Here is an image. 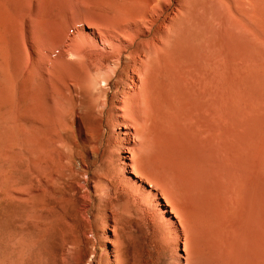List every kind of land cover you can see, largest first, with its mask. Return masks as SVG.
<instances>
[{
    "label": "rangeland",
    "instance_id": "374dc122",
    "mask_svg": "<svg viewBox=\"0 0 264 264\" xmlns=\"http://www.w3.org/2000/svg\"><path fill=\"white\" fill-rule=\"evenodd\" d=\"M224 1H11L27 71L0 122V264H264V1ZM184 25L200 66L174 48L137 104L136 69Z\"/></svg>",
    "mask_w": 264,
    "mask_h": 264
},
{
    "label": "bare ground",
    "instance_id": "6f19581e",
    "mask_svg": "<svg viewBox=\"0 0 264 264\" xmlns=\"http://www.w3.org/2000/svg\"><path fill=\"white\" fill-rule=\"evenodd\" d=\"M11 1L12 0H0V122H2L1 124L4 123L6 129L11 127V123H12L13 111H14V108H15V102H14V93H15V91L14 90H15L16 81L18 79H21V77H23L25 75V73H26L25 71H27V68H26L27 64H26V61H25V58H24V51H23L24 49L21 50V52L19 54H17V60L16 61H15V58H14V52H13V48H12V36H11V34H12V30H11V16H10ZM249 1H251V0H248V2ZM255 1L256 0H254L253 2H255ZM262 1H264V0H262ZM224 2H222V3H224ZM258 2H259V0H258ZM245 3H247V0H246ZM258 4L261 5V4H263V2L262 3L259 2ZM248 6L250 7V5H248ZM238 8L240 9V7H238ZM251 9H252V7H251ZM235 18H237V16ZM237 19H239V18H237ZM239 21H240V19H239ZM222 22H223V20H222ZM234 22L236 23V21H234ZM231 25H232V23H231ZM237 25H238V23H237ZM246 25H247V23H246ZM247 28H248V26H247ZM100 38L102 40H105L107 43H109V44H111L113 46L116 45V42H121L122 41L121 37H112V36H110L108 34H100ZM201 41H202V35L201 34L198 35L196 33L194 27L190 28V26H185L184 25L178 31L177 36L175 38L167 36L164 39V42H163L162 45H158L157 44L156 48H155L156 55L153 56V58H151V59L149 58L150 60L148 59V61L146 63L143 62L144 64H142V67L140 68V66H141L140 65L135 71V76L136 77L133 76V78L131 80L132 81L131 84H133L136 87L135 88V92H134L135 94L133 93L135 95V97L137 96L136 103L139 102L140 100L145 101V102L146 101L148 102V100L150 101V99H151L150 98V93H151L152 89L154 91V87L153 86L155 85V82H157L156 83L157 85H160L161 83L163 85H165V84L168 85V82L171 81L170 80L171 79L170 69L172 67L170 68V63L169 62L171 61L170 54H171L172 50H174V48H175V52H177L176 48L182 50V51L180 50V52H183L185 54L182 57H184V56L186 57V58L184 57L186 59V62H187V60H189V61L192 60V62H196L197 61L196 64L194 63L197 66H195L192 62L191 63L195 66V68L200 66L199 65L201 63L200 60L202 59V45H201ZM20 49H21V45H20ZM95 55H97V54H95ZM100 56L105 57L104 55H99V57ZM97 59H99V58L97 57ZM193 65L190 66L188 63H186V64H184V66H186L184 68L189 69V67H190V69H192L191 67H193ZM190 69L188 70V73H189ZM196 69H198V68H196ZM133 72H134V70H133ZM158 82H160V84ZM150 83L151 84L154 83V84H152V86L149 87ZM85 84H83V85L79 84L80 85L79 93H80V97H82L81 98L82 100L80 99L81 100L80 103L79 104L75 103V107H73L74 108L73 109L74 110L73 111L74 115L77 116V117H78V115L80 117V114H78V109H83L84 107H86V109H87L85 100L87 99V95H89V92L87 91L88 86H87V89H86L85 88L86 87ZM164 87H166V86H164ZM149 88H151V91H150ZM147 91L148 92L150 91V92L147 93ZM141 95L143 97H141ZM151 96H153V95H151ZM88 97H90V96H88ZM134 100L135 99H133V101ZM151 101H152V99H151ZM168 101L169 100L167 99V102ZM87 110H89V109H87ZM81 134H82L81 135V139L83 140L84 144H88V142L90 141L88 135L86 133H84V132L81 133ZM196 144L199 145V143H196ZM206 145H207V148H208L209 144L207 143ZM200 146H201V143H200ZM209 153H210V151H209ZM242 156L243 155H241L240 158ZM93 157H94V154H93ZM242 158H244V156ZM241 159H239V160L241 161ZM221 171H220L219 174H215L216 179L218 178V181L223 179V178H220L221 177L220 174L222 173ZM217 175H219V177H217ZM222 177H223V175H222ZM219 193L221 194V191ZM220 194L218 195V199L216 198L217 195L215 196V198H216L217 202L219 200V203H220V201L222 203V201L224 200L225 197H220L223 200L219 199V196H221ZM216 201H215V203H216ZM225 202H227V201H224V204H225ZM199 203H201V202H199ZM205 204H207V203H205ZM224 204H221V205H224ZM216 205H219V204L216 203ZM216 205L214 204V207H215L214 209H217ZM207 206H206V208H207ZM196 207H198V206H196ZM197 209L199 210V208H197ZM204 210L207 211V209H204ZM201 211H203L202 208L200 210V213H201ZM209 211L211 212V210H209ZM209 211H207V212H209ZM200 213L198 214V213L194 212V214H193V219H196L197 222L201 221V220L203 222H205V221L207 222L208 221V222L214 223V224H217V222H219V219L217 218L218 216H216L217 213L215 215H213L214 211H213L212 215L209 214L208 216L206 215L208 213H206V214H203V213L200 214ZM226 263H227V261H226Z\"/></svg>",
    "mask_w": 264,
    "mask_h": 264
}]
</instances>
